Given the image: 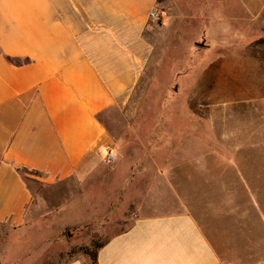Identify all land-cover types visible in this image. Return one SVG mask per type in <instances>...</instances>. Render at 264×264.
<instances>
[{"label":"crops","instance_id":"0c3cea01","mask_svg":"<svg viewBox=\"0 0 264 264\" xmlns=\"http://www.w3.org/2000/svg\"><path fill=\"white\" fill-rule=\"evenodd\" d=\"M159 1L0 0V225L16 234L30 223L31 183L99 181L91 172L111 137L103 119L126 105L164 38L149 18ZM179 1L171 0L161 28L170 55L192 53L178 50L187 24L200 31L197 68L214 70V156L197 161L198 173H179L188 163L168 158L169 168L156 175L166 200L140 207L126 227L105 223L116 232L95 261L264 264V0H192L198 12L189 14ZM234 27L245 31V44L236 45ZM221 70L240 86L224 94ZM241 121L246 127H237ZM174 130L184 140L190 133ZM173 141L172 150L183 149ZM111 175L102 176L105 188ZM141 177H124L104 192L116 199L105 215L125 202V182Z\"/></svg>","mask_w":264,"mask_h":264},{"label":"rangeland","instance_id":"374dc122","mask_svg":"<svg viewBox=\"0 0 264 264\" xmlns=\"http://www.w3.org/2000/svg\"><path fill=\"white\" fill-rule=\"evenodd\" d=\"M171 4V0H160L156 8L157 19H151L158 28L157 33L163 34L164 38L157 41L128 102L121 109L110 110L103 119L111 137L105 141L101 163L91 172L95 179L100 177L99 181L81 183L71 178L39 188L31 183L32 220L16 234L0 225V264H64L75 258L93 264L96 246L116 232L108 229L105 223L116 221L126 227L140 207L155 200H166L161 197L167 196L164 183L157 181L156 175L158 170L166 172L169 168L168 158L179 157L188 163L184 167L178 166L179 173H198L197 161L214 156L213 133L209 132L215 121L214 70L209 68L205 72L197 68L201 61L193 51L200 50L203 45L195 24L191 27L187 24L183 33L185 45L178 46L179 51L192 53L168 54L167 31L161 28V23L172 9ZM177 5L181 13L198 12L192 0L179 1ZM233 30L238 34L236 45L246 43L245 31L236 27ZM206 60L213 62L214 54H208ZM219 73L224 94L231 84L240 86L232 79L228 80L225 71ZM226 80L228 82L223 85ZM177 127L190 131L185 140L183 134H175ZM237 127H246V124L241 121ZM173 140L180 142L176 146L183 149L172 150ZM110 155L115 157L114 161L109 162ZM106 174H113L109 177L108 188L102 179ZM129 175L142 176V180L125 182L126 200H121L116 215L108 217L105 215L108 202L116 199L115 194L106 197L104 192L114 191L122 178ZM123 186L121 184L119 190Z\"/></svg>","mask_w":264,"mask_h":264},{"label":"built area","instance_id":"2783aa9c","mask_svg":"<svg viewBox=\"0 0 264 264\" xmlns=\"http://www.w3.org/2000/svg\"><path fill=\"white\" fill-rule=\"evenodd\" d=\"M157 11H156V9H153L151 12H150V14H149V18L150 19H157ZM113 158H114V156L113 155H110L109 156V160H113Z\"/></svg>","mask_w":264,"mask_h":264},{"label":"trees","instance_id":"16d2710c","mask_svg":"<svg viewBox=\"0 0 264 264\" xmlns=\"http://www.w3.org/2000/svg\"><path fill=\"white\" fill-rule=\"evenodd\" d=\"M101 244H102V243H101ZM101 244L96 246L95 252L93 253V256H92V262H93V264H96V261H95V258H96V251H97V249L101 246ZM82 250H83L84 253H87V249H86V248H83ZM72 252H73V251H72Z\"/></svg>","mask_w":264,"mask_h":264}]
</instances>
